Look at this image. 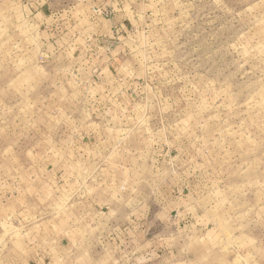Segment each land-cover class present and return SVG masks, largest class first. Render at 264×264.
<instances>
[{"label": "rangeland", "instance_id": "rangeland-1", "mask_svg": "<svg viewBox=\"0 0 264 264\" xmlns=\"http://www.w3.org/2000/svg\"><path fill=\"white\" fill-rule=\"evenodd\" d=\"M135 212L264 264V0H0V264H129Z\"/></svg>", "mask_w": 264, "mask_h": 264}, {"label": "crops", "instance_id": "crops-1", "mask_svg": "<svg viewBox=\"0 0 264 264\" xmlns=\"http://www.w3.org/2000/svg\"><path fill=\"white\" fill-rule=\"evenodd\" d=\"M65 169V168H64ZM101 185V184H100ZM94 186V185H93ZM81 187L83 189H81ZM95 186L92 188H86L84 186V182L80 185V187L76 188L74 194H78L81 192L82 197V204L85 208L93 209L96 208L97 210L103 209L106 207L105 205L108 204V192H106V188L103 187V192L94 191ZM81 190V191H79ZM92 202H89L88 200ZM142 213L135 212L134 218L127 217L126 221L122 224L125 226L117 238L118 242V252H120L121 258L125 259V263L129 264H139L138 258H143L144 260L151 262L150 264H178L180 254L179 251L175 248V243L179 241V236L177 235V230H172L169 234L165 232V230H160L162 227L167 226V223H164L162 219H159L157 223L160 225L155 230H150L148 227L146 228L145 215ZM143 218V220H139ZM171 222V221H170ZM173 222H171V225ZM176 224V223H175ZM159 229V230H158ZM169 235V237H168ZM170 242L171 248L167 250L168 244ZM166 248V249H165ZM66 250V249H63ZM175 251L176 254H175ZM75 257H79V255H75ZM88 256L83 255V258ZM92 257V256H90ZM186 261L184 260L182 264H187L190 261L189 254L185 256ZM80 259L82 257H79ZM204 264V263H201Z\"/></svg>", "mask_w": 264, "mask_h": 264}]
</instances>
